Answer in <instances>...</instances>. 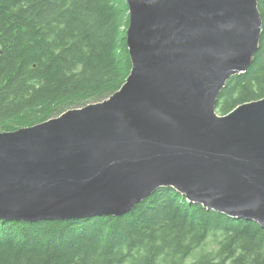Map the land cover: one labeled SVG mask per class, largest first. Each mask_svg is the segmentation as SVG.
<instances>
[{
  "label": "water",
  "instance_id": "water-1",
  "mask_svg": "<svg viewBox=\"0 0 264 264\" xmlns=\"http://www.w3.org/2000/svg\"><path fill=\"white\" fill-rule=\"evenodd\" d=\"M131 69L106 99L0 131V219L120 216L159 187L264 227V97L216 110L259 49L257 0H126Z\"/></svg>",
  "mask_w": 264,
  "mask_h": 264
},
{
  "label": "trees",
  "instance_id": "trees-1",
  "mask_svg": "<svg viewBox=\"0 0 264 264\" xmlns=\"http://www.w3.org/2000/svg\"><path fill=\"white\" fill-rule=\"evenodd\" d=\"M259 49L231 76L216 110L264 97ZM126 0H0V131L105 99L131 69ZM0 264H264V227L159 187L120 216L0 219Z\"/></svg>",
  "mask_w": 264,
  "mask_h": 264
},
{
  "label": "bare ground",
  "instance_id": "bare-ground-1",
  "mask_svg": "<svg viewBox=\"0 0 264 264\" xmlns=\"http://www.w3.org/2000/svg\"><path fill=\"white\" fill-rule=\"evenodd\" d=\"M129 13V12H128ZM130 17V16H129ZM127 30V29H126ZM260 40V39H259ZM126 44H127V42H126ZM129 53V52H128ZM130 56V55H129ZM244 73V72H243ZM239 74H241V73H239ZM111 95V94H110ZM107 98V97H106ZM105 98V99H106ZM104 100V99H103ZM102 101V100H101ZM59 116V115H58ZM51 118H53V117H51ZM48 119H50V118H48ZM48 119H46V120H48ZM45 121V120H44ZM16 130V129H15ZM11 131V130H10ZM14 220V219H13Z\"/></svg>",
  "mask_w": 264,
  "mask_h": 264
},
{
  "label": "rangeland",
  "instance_id": "rangeland-1",
  "mask_svg": "<svg viewBox=\"0 0 264 264\" xmlns=\"http://www.w3.org/2000/svg\"><path fill=\"white\" fill-rule=\"evenodd\" d=\"M77 107H80V106H77ZM81 107H82V106H81ZM70 108H76V107H72V106H71V107H69V109H70ZM67 109H68V108H67ZM67 109H66V110H67ZM58 115H59V114H58ZM58 115H57V114H55V115H54V116H52V117H55V116L57 117ZM50 118H51V117H50Z\"/></svg>",
  "mask_w": 264,
  "mask_h": 264
}]
</instances>
